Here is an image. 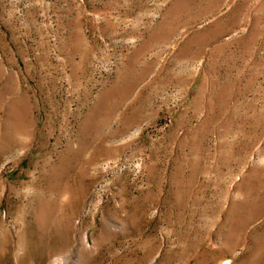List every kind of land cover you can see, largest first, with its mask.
<instances>
[{
    "label": "rangeland",
    "instance_id": "1",
    "mask_svg": "<svg viewBox=\"0 0 264 264\" xmlns=\"http://www.w3.org/2000/svg\"><path fill=\"white\" fill-rule=\"evenodd\" d=\"M264 264V0H0V264Z\"/></svg>",
    "mask_w": 264,
    "mask_h": 264
},
{
    "label": "bare ground",
    "instance_id": "2",
    "mask_svg": "<svg viewBox=\"0 0 264 264\" xmlns=\"http://www.w3.org/2000/svg\"><path fill=\"white\" fill-rule=\"evenodd\" d=\"M56 264V263H55Z\"/></svg>",
    "mask_w": 264,
    "mask_h": 264
}]
</instances>
